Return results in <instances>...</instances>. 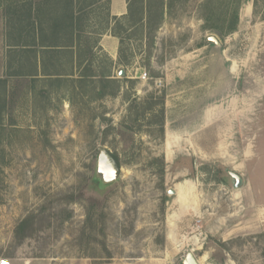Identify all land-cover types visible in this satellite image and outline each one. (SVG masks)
<instances>
[{
	"label": "rangeland",
	"instance_id": "rangeland-1",
	"mask_svg": "<svg viewBox=\"0 0 264 264\" xmlns=\"http://www.w3.org/2000/svg\"><path fill=\"white\" fill-rule=\"evenodd\" d=\"M110 2L86 16L76 78L0 86V258L264 264V0H128L122 20Z\"/></svg>",
	"mask_w": 264,
	"mask_h": 264
},
{
	"label": "crops",
	"instance_id": "crops-1",
	"mask_svg": "<svg viewBox=\"0 0 264 264\" xmlns=\"http://www.w3.org/2000/svg\"><path fill=\"white\" fill-rule=\"evenodd\" d=\"M129 15L128 0H111L112 18ZM79 16L77 0H26L0 9V80L42 83L76 78ZM86 16L81 22L89 26ZM99 45L116 64L120 39L110 33Z\"/></svg>",
	"mask_w": 264,
	"mask_h": 264
},
{
	"label": "water",
	"instance_id": "water-1",
	"mask_svg": "<svg viewBox=\"0 0 264 264\" xmlns=\"http://www.w3.org/2000/svg\"><path fill=\"white\" fill-rule=\"evenodd\" d=\"M216 40V39H215ZM120 76L124 77L126 75L125 70L120 71ZM122 173V168L116 158L109 152L104 149L101 151L99 155V163H98V174L102 178V180L106 183L116 182ZM230 177L232 178L234 187L236 189L242 188L244 184V180L242 176L235 172H229ZM170 196H176V190H170ZM183 264H201L199 260L195 257L193 253H189L183 261Z\"/></svg>",
	"mask_w": 264,
	"mask_h": 264
},
{
	"label": "trees",
	"instance_id": "trees-1",
	"mask_svg": "<svg viewBox=\"0 0 264 264\" xmlns=\"http://www.w3.org/2000/svg\"><path fill=\"white\" fill-rule=\"evenodd\" d=\"M24 1H26V0H24ZM99 1L100 0H77L78 14H80V16L77 19V24L75 26L76 40H77V49H78V55H77L78 62H79V60L81 61V57L82 56H84V57L88 56L92 52V47H90L88 45L89 41H86V43L84 42L83 35L86 33V30H87V28L89 26H85V23L81 22L82 19H83L82 16H86L89 13V11H91L96 5H98L97 3ZM15 3L16 2L14 1L13 4H15ZM147 12L149 13V7L148 6H147ZM143 21H144V14H143L142 18L138 22H143ZM238 22H239V15L236 16V23H238ZM229 31H237V26H232L229 29ZM84 46H85V48L83 49ZM5 82H7V81L6 80L5 81L4 80H0V86H2V84H4ZM25 224H26V222L22 223L17 228V231H16V235L17 236L21 237L20 234L23 233Z\"/></svg>",
	"mask_w": 264,
	"mask_h": 264
},
{
	"label": "built area",
	"instance_id": "built-area-1",
	"mask_svg": "<svg viewBox=\"0 0 264 264\" xmlns=\"http://www.w3.org/2000/svg\"><path fill=\"white\" fill-rule=\"evenodd\" d=\"M141 80H143V81L148 80V74L146 72L141 76ZM0 264H10V263L8 260L0 258Z\"/></svg>",
	"mask_w": 264,
	"mask_h": 264
},
{
	"label": "bare ground",
	"instance_id": "bare-ground-1",
	"mask_svg": "<svg viewBox=\"0 0 264 264\" xmlns=\"http://www.w3.org/2000/svg\"><path fill=\"white\" fill-rule=\"evenodd\" d=\"M183 192L181 190L178 191V197L180 198L182 196Z\"/></svg>",
	"mask_w": 264,
	"mask_h": 264
}]
</instances>
